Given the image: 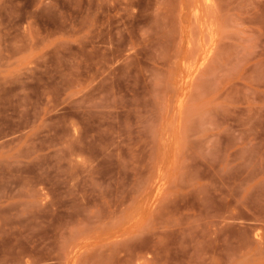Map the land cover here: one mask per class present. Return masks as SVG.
Listing matches in <instances>:
<instances>
[{
  "label": "rangeland",
  "instance_id": "1",
  "mask_svg": "<svg viewBox=\"0 0 264 264\" xmlns=\"http://www.w3.org/2000/svg\"><path fill=\"white\" fill-rule=\"evenodd\" d=\"M0 264H264V0H0Z\"/></svg>",
  "mask_w": 264,
  "mask_h": 264
}]
</instances>
